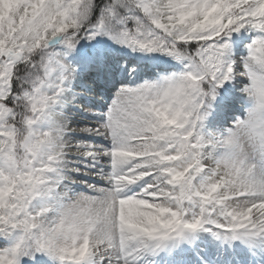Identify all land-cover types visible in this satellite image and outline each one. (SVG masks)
I'll use <instances>...</instances> for the list:
<instances>
[{"label": "snow or ice", "instance_id": "snow-or-ice-1", "mask_svg": "<svg viewBox=\"0 0 264 264\" xmlns=\"http://www.w3.org/2000/svg\"><path fill=\"white\" fill-rule=\"evenodd\" d=\"M0 264H264V0H0Z\"/></svg>", "mask_w": 264, "mask_h": 264}]
</instances>
